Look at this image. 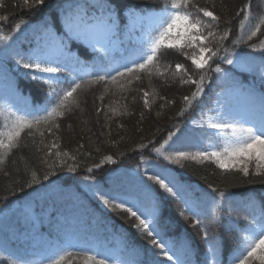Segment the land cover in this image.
Instances as JSON below:
<instances>
[{
	"label": "snow or ice",
	"instance_id": "1",
	"mask_svg": "<svg viewBox=\"0 0 264 264\" xmlns=\"http://www.w3.org/2000/svg\"><path fill=\"white\" fill-rule=\"evenodd\" d=\"M46 6L47 0H14L11 5L0 0V9L19 8L21 12L32 13L33 18ZM259 12L264 13V7ZM240 16L244 19L239 21V27L244 30L245 20L251 19V3L237 11L236 18ZM9 19L7 13L0 15V24ZM220 19L209 7H200L193 0H153L150 7L128 0H59L55 16H41L36 21L22 18L7 34L0 27V61L13 60L17 78L39 86L27 96L14 87L3 97L0 164L21 148L22 133L32 138L37 153H43L42 174L39 168L32 170L24 183L0 196V219L12 214L17 216L18 223L20 220L34 222L39 219L38 202L57 198L71 204L75 210H83L106 232L122 240V247L113 250L106 244L82 238L74 230L60 228L58 233L62 232V237L58 234L47 242L39 264H65L67 258H71L67 264H141L143 252L149 254L144 264H194L195 249L189 245L177 248L162 235V205L169 199L184 206L181 215L185 211L190 213L191 227L200 232L206 245L201 264H223L224 240L217 238L212 242L210 224L225 215L227 231L238 234L236 248L230 253V264H264V200L250 195L245 204L248 215L241 216L240 211L231 206L232 193L227 188L221 189L207 181L206 188H194L178 178L174 167L183 169L189 161L211 162L221 170V175L238 174L248 184L253 183L249 177H264V90L258 91L254 81L245 83L237 78V73L255 76L264 89V59L257 64L251 53L240 49L243 43L252 52H264V48L256 49L249 43L264 31V14L258 15V22L246 40L233 41L231 52L225 47V41L230 39V27L220 34L215 31ZM227 23L230 25L231 21ZM29 27L32 39L25 36L20 40L19 33ZM74 43L91 47L102 55L92 62L80 60L72 55ZM24 44H27L26 49ZM170 50L190 61L191 66L186 67L185 63H176L174 68L171 64L162 65L161 57ZM221 62L231 67H222ZM145 76L149 83L153 77H164L165 84L170 80L178 81L180 87L194 86L189 95L182 96V104L188 108L181 107L175 114L177 118L183 117L194 105H202L207 90L216 83L220 91L212 94L206 108L201 107V123L196 126L202 132L218 136L223 146L209 143L206 150H176L182 126L171 125L173 130L167 131L166 136L164 130L157 128L151 139L142 140L128 150L133 155L139 153V162L135 170L126 169L122 173L131 178L120 184L113 182L120 167L113 155H102L99 162L84 167L75 154L60 150L59 121L80 108L82 95L94 86L103 85L104 91L99 97L93 93L94 101H101L96 113L105 111L107 115L110 112L109 121L112 117L131 116L134 113L129 112V103L121 105L120 100L115 99L112 101L115 106L105 109L102 102L109 93L131 95L133 83H141ZM222 84L225 86L221 87ZM124 99L127 100V95ZM138 100L143 101V109L149 114L157 100L163 101L157 116L174 105L173 99L161 96L156 89L151 92L138 89L131 105L135 107ZM144 119L145 113L141 111L140 121ZM118 126L124 127L123 124ZM36 135L40 137L38 144ZM48 136L52 137L50 143L46 142ZM125 155L120 153L121 158ZM50 158L51 164L47 162ZM106 165L114 167L104 173ZM96 172L103 175L97 176ZM92 204L96 207H89ZM110 213L121 216L125 224L144 239L143 249L129 242L128 228L117 229L107 223ZM241 220L246 223L243 229L239 227ZM126 249L131 250L128 258L120 255ZM3 260H8L9 264H29L11 252L7 256L0 253V264Z\"/></svg>",
	"mask_w": 264,
	"mask_h": 264
},
{
	"label": "trees",
	"instance_id": "2",
	"mask_svg": "<svg viewBox=\"0 0 264 264\" xmlns=\"http://www.w3.org/2000/svg\"><path fill=\"white\" fill-rule=\"evenodd\" d=\"M5 5H11L14 0H2ZM129 3H136L145 6H151L153 0H128ZM194 3L198 4L200 7H209L210 10H213L218 16L221 17L220 23L215 27V31L220 34L226 28L231 29L230 39L225 41V47L228 48L229 52L233 51V41L238 39L246 40L249 32L254 28L255 24L258 22V15L264 14L260 13L259 9L264 7V0H193ZM59 3V0H47V6L42 10L39 15H36L33 18V14L27 11L21 12L19 8L13 9L12 7H7L5 9H0V15L5 13L10 15V19L3 24H0V27L3 28L5 34L11 32L12 27L20 19H33L34 21L39 20L41 16H46L51 14L55 16V8ZM246 3H251V19L245 20V29L241 30L239 27V21L244 19L243 16L236 18L237 11ZM215 5V7H213ZM16 12V15H11V13ZM227 21H231L229 25ZM25 36L29 39H32L31 28L22 29L19 33L20 40H24ZM250 44H254L256 49L264 48V31L258 33L257 37H254ZM23 47L26 49L27 44H24ZM240 49L251 53L255 60L264 59V52L256 51L252 52L251 48L247 47L245 44H240ZM71 50L75 51L78 58H82L86 62H92L98 55L95 51L90 48L74 43L71 45ZM160 63L162 65L171 64L174 68L176 63H185L186 67L191 66L190 61H185L184 58L175 50L168 51L165 56L161 57ZM221 66L224 68H230L231 66L225 65L221 62ZM14 61L11 59L0 61V106L3 103V97L9 95L14 87H18L19 91L25 96L34 93L35 88L39 87L34 82H30L27 79H18L16 73L13 71ZM237 78L242 79L243 81H253L248 74L237 73ZM216 83H212V87L207 90L208 96L212 94ZM143 88L147 91H152L156 89L161 96H165L167 99H173L174 105L170 108L164 110V112L157 116L156 113L159 110V104L163 101L157 100L156 105L153 107L152 112L149 114L146 109H143V101L138 100L135 107L131 105L132 96L137 94V90ZM194 90V86L185 85L180 87L179 82L172 83L168 81L165 84L164 77H153L151 83L147 76L143 78L141 83H133L131 86V95L127 93H117L116 96L111 95V93L106 95V98L102 102L107 109L108 106H115L112 104V101L115 99L120 100V104L129 103V112L134 113L131 116H121V117H112L109 121L108 117H111V113L108 112L107 115L105 111L96 113V108L101 106V101L96 99L94 101L93 93L96 97L104 91L103 85L94 86L91 91H88L85 95L81 96V106L79 109H76L73 114L68 116L66 119H62L60 122L61 128L57 135L60 137V150H67L75 154L78 158V162L87 167L88 165L99 162V158L102 155L111 154L117 159L118 164H120L119 173H124L126 169L135 170L137 163L139 162V153L135 155L128 152L129 149L133 148L136 143L142 142V140H147L152 138V134L156 132L157 128L164 130V135H167V131L173 130L170 126L176 123H179L184 129L186 126V121L192 115L198 113L199 106L194 105L192 108L188 109L184 116L181 118L176 117V112L180 111L181 107L188 108L187 105L182 104V96L189 95L191 91ZM127 95V100L124 99V96ZM142 95V93H141ZM207 95L204 96V98ZM33 99L39 102V100L33 95ZM144 111L145 119L143 122L140 121V112ZM89 124V132L93 136L92 139H86L84 134H82L77 126L76 118L83 116ZM3 120L0 118V125H2ZM123 124L124 127L120 128L118 125ZM71 125V127H69ZM136 129H140L139 132ZM109 131L111 135H109ZM103 133V135H102ZM189 133L182 131L179 136V139L176 141L175 148L181 149L188 145L191 140ZM163 139V137H161ZM40 137L36 135V143L38 144ZM52 140L51 136L47 137L46 142L50 143ZM115 142V143H113ZM21 148L11 154L5 161V163L0 164V196L8 194V191L15 186H19L24 183L31 175V171L37 168L41 169V174L43 170V153H37L33 147L32 138L28 137L26 133H22L21 138ZM27 145V147H24ZM83 145V147H80ZM99 148L100 152H97L96 149ZM85 153H90L91 155H84ZM120 153H126V155L121 158ZM154 159V158H153ZM15 161V163H13ZM122 161V162H121ZM49 164L53 162L50 158L47 161ZM114 166L106 165L103 172L106 173ZM143 167V165H141ZM176 172L179 173V179L182 182H189L194 188H206L207 183H212L215 186L220 187L221 189L227 188L229 192L232 193L231 201L234 205L240 198L244 197L245 200L251 195L255 196L257 200H264V177H249L248 179L253 180V183L248 184L246 179H243L238 174H227L221 175V170L217 169L214 164L211 162H194L189 161L185 162V167L180 169L179 166H174ZM27 170V173H26ZM4 173H8L7 176ZM71 175V174H68ZM95 175H103L102 172H96ZM130 175L125 177L122 174L115 180L118 184L123 182L125 179H130ZM243 187H229L230 185H241ZM11 200V198H10ZM230 201V203H231ZM44 205L52 206L53 212L63 211L66 216H74L72 205L69 206L68 203L61 199L52 198L46 199V201H41ZM39 204V202H38ZM162 214L167 218L166 223H162L164 228V233L169 234L175 237L177 248H180L182 245H189L195 249V256L193 257L194 264H201L202 259L198 258L203 253L206 252V245L200 238V232L198 229L191 227V220L188 219L189 215L184 213L181 215V209H179L178 203L169 199L162 205ZM240 210V206L235 207ZM240 215L245 216L247 211L240 210ZM77 215L83 213V211H77ZM235 218V214L233 215ZM9 219V220H7ZM4 222L8 225L6 228L0 227L2 232L12 231L15 227L17 232L22 230L29 231V229H35L39 233H47L52 237H57L59 234L61 237L62 232L58 233L59 227H51L52 225H45L42 221L40 226L32 227L33 222L25 223L23 220L17 222V216L10 214ZM107 222L110 225H115L117 229L128 228L131 236L129 237V242L135 247L143 249L145 247L144 239L130 228L129 225L125 224L124 219L116 213H110L107 217ZM134 222V221H133ZM209 224L208 221L205 222ZM228 224V219L225 215V218L218 220L215 223L210 224V236L212 237V242L215 243L217 238L224 240V249L223 253H229L236 244L238 234L229 233L226 229ZM61 228H66L68 222L60 223ZM76 225V223H75ZM96 225V224H95ZM244 223L243 220L240 221L239 227L242 229ZM4 229V230H2ZM98 238L106 237L109 232H106L101 224L96 225ZM7 245L9 248H7ZM30 239L21 240L19 237H15L8 241L4 246L5 248H0V253L4 256H7L9 252L20 254L24 260L28 261L29 264L35 262L39 264L38 253L29 252L26 248H31ZM9 250V251H8ZM126 257V255H122ZM67 258L65 264H67ZM149 259V254L143 252L140 257L141 264H144V261ZM3 264H9L8 260H3Z\"/></svg>",
	"mask_w": 264,
	"mask_h": 264
},
{
	"label": "rangeland",
	"instance_id": "3",
	"mask_svg": "<svg viewBox=\"0 0 264 264\" xmlns=\"http://www.w3.org/2000/svg\"><path fill=\"white\" fill-rule=\"evenodd\" d=\"M121 39H124V37H121ZM73 55V53H72ZM220 89H218L216 92H219ZM206 108V107H205ZM77 120H76V124L78 126V129L79 131L84 134L85 138L86 139H92L93 136L91 135V132H89V124L87 122V120L85 119L84 115L83 116H79V117H75ZM201 119H202V111L201 113L199 114L198 118H195V119H191L189 121V124L190 125H198L201 123ZM191 121H195L196 124H193L191 123ZM216 136V135H215ZM217 137V140H211V139H207V138H204L203 136H199V142L202 143L201 146L197 147L198 149L197 150H206V146L211 143L213 145H219L220 147L223 146V144L221 143V141L219 140L218 136ZM198 145V144H197ZM195 150V151H197ZM193 151V152H195ZM172 241V240H171ZM46 245V244H45ZM121 248V240L120 238L116 237V240H115V245L114 247H112L111 249L113 250H117V249H120Z\"/></svg>",
	"mask_w": 264,
	"mask_h": 264
}]
</instances>
